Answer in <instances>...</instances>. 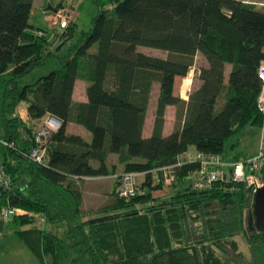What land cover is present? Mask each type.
<instances>
[{
	"label": "trees",
	"instance_id": "trees-1",
	"mask_svg": "<svg viewBox=\"0 0 264 264\" xmlns=\"http://www.w3.org/2000/svg\"><path fill=\"white\" fill-rule=\"evenodd\" d=\"M33 1L0 0L1 140L6 143H0V168L7 178V185L0 184V210L11 206L31 214L11 217L15 224L31 222L34 214L52 220L38 188L43 180L67 190L83 218L90 214L73 227L78 237L69 230L71 243L44 229L17 230L36 259L43 264H264V231L254 223L251 188L232 179L197 188L192 176L199 163L184 156L190 146L224 154L226 141L236 136L229 145L234 147L248 126L261 127L264 140L258 105L264 8L242 0H109L81 39L56 55L59 69L20 85L21 77L52 55L45 33L29 22ZM65 6L49 0L45 8ZM63 29L70 40L72 22ZM139 46L163 50L167 57L146 54ZM197 53L205 65L195 69L199 84L185 100L175 93V79L187 75ZM78 79L86 84V101L72 99ZM154 89L152 132L144 137ZM20 104L29 123L15 113ZM168 105L175 107L174 128L163 135ZM47 116L61 126L49 136L44 160L35 162L29 155L35 122ZM68 123L83 127L90 139L68 132ZM129 172L138 173L136 192L122 197L119 179ZM257 175L264 178V165ZM103 176L114 180L108 201L84 210L85 179ZM163 187L165 195H153Z\"/></svg>",
	"mask_w": 264,
	"mask_h": 264
},
{
	"label": "rangeland",
	"instance_id": "rangeland-1",
	"mask_svg": "<svg viewBox=\"0 0 264 264\" xmlns=\"http://www.w3.org/2000/svg\"><path fill=\"white\" fill-rule=\"evenodd\" d=\"M57 6L60 0H50ZM66 4L64 8L67 9L65 12V18L67 25L72 22L73 24V36L69 40H65L62 33L65 27L59 26V21L53 17L52 9H44L48 4L49 0H34L30 12L29 22L35 28L45 33L49 40L48 51L55 54V56L47 55L42 60L41 64L36 65L29 73L19 79V84H32L43 75L48 74L50 71L57 70L60 68L59 59L56 55H64L69 46L77 43L82 33L87 31L91 26V20L95 17L102 6H108L109 0H62ZM53 8V7H52ZM138 49L146 54L154 55L158 57H167V52L155 48L139 46ZM205 65V60L200 53H197L194 58V64L185 76L189 81L186 90L182 89L183 79L185 77H176L174 90L175 93L180 95L183 99L188 98V93L193 90L199 81L194 77V71L198 67ZM228 70V69H227ZM228 72V71H227ZM185 78V79H186ZM78 83L75 87L74 98H81L85 93V85L83 81ZM156 89L153 91L152 103L149 105L148 111H152L155 106ZM172 123L174 119H171ZM150 124V120H148ZM40 124H36L39 128ZM82 130V134L85 135L86 139H90V135L82 127L78 126ZM4 117H3V98L2 90L0 85V139L4 135ZM262 128L259 126H248L240 134L238 143L230 148L229 145L236 141V136L230 137L226 141L224 156L225 158L232 157L237 154L240 156H252L256 154L258 146L261 142ZM88 134V135H86ZM264 141V140H263ZM3 146L0 144V154L2 153ZM189 154H194L196 151L193 146L188 148ZM2 157V156H1ZM138 178V177H136ZM113 179V178H112ZM111 177H101L98 179H85L84 199L82 208L87 211L95 210L96 208L103 205L108 201L107 192L111 189L112 185ZM154 184L157 183V175L154 174ZM85 187V188H84ZM38 188L42 198L47 203L48 213L52 217V220H48L43 214H34L33 220L28 223L15 224L8 220H2L4 227L3 233L0 234V264H43L41 263L33 253L25 246L20 240L16 231L25 229H44L57 236L63 242L71 243L72 236L78 237V228H74L78 223L90 217V214H86V217L78 213L75 210V204L71 197V194L59 185H50L43 180L38 181ZM167 188L153 190V195L163 196L167 192ZM93 214V213H92ZM74 230L73 235H68L69 230ZM237 245L239 249L244 253L245 256H250L244 241L241 238H237ZM247 254V255H246Z\"/></svg>",
	"mask_w": 264,
	"mask_h": 264
},
{
	"label": "built area",
	"instance_id": "built-area-1",
	"mask_svg": "<svg viewBox=\"0 0 264 264\" xmlns=\"http://www.w3.org/2000/svg\"><path fill=\"white\" fill-rule=\"evenodd\" d=\"M67 9L58 8L53 12V17L59 21L60 27H65L67 21L65 18ZM258 76L263 81V87L258 95V105L264 115V62L259 65ZM61 121L51 116L43 119L39 128L34 131V146L30 149L29 155L35 162L44 160L46 145L49 136L59 129ZM1 144H6L0 139ZM184 156L189 161H197L199 168L193 173V184L197 188H210L215 181L232 179L236 182H245L252 190L255 191L264 186V178L257 175L258 171L264 165V144L261 137L260 145L256 154L249 156L243 160L230 161L220 153H205L195 151L189 154L188 151ZM138 173L129 172L123 174L118 183L117 192L122 197H130L136 192L135 178ZM0 184L7 185V178L3 175L0 168ZM31 215L18 207L6 206L0 210L2 220H8L13 216Z\"/></svg>",
	"mask_w": 264,
	"mask_h": 264
},
{
	"label": "crops",
	"instance_id": "crops-1",
	"mask_svg": "<svg viewBox=\"0 0 264 264\" xmlns=\"http://www.w3.org/2000/svg\"><path fill=\"white\" fill-rule=\"evenodd\" d=\"M242 1L247 2V3L255 4L259 8H264V0H242ZM44 9H45V7H44ZM80 81H82V80H79L78 79V80L75 81L74 90H73V94H72V99L75 100V101H86V95H85V93L83 94V96L81 98H77V99L74 98V96H75V87L77 86L78 83H82ZM84 85L86 87L85 82H84ZM152 99H153V96H152V98L150 100V103H152ZM148 109H149V106H148ZM148 109H147L146 118H145V122H144V126H143V132H142V134H143L144 137H147V136H149L151 134V132H152V126H153V117H154L153 116V111H154V108L150 112L148 111ZM15 113L24 122L29 123L27 111H26V108H25V105L24 104L18 105V107L16 108ZM171 119H174L173 120V123L171 122L172 121ZM148 120H150V124H149ZM174 121H175V107L173 105H168L166 107V110H165V121H164V125H163V130H162L163 135H167V134H169L173 130V128H174ZM35 123L36 124H40V125L42 124V122H40V121H37ZM78 126H80V125H77V124H74V123H68L66 125V130L68 132H72V133H76V134H81V135H83L85 137V135L82 134L83 132H82L81 128H79ZM82 129H84V128L82 127ZM87 133L90 135L89 132H87ZM88 134H86V135H88ZM103 177H108L109 178L111 176H103ZM98 178H101V177H94V178H89V179H98ZM112 178L113 177H111V179ZM113 181L114 180L112 179V184H113ZM84 185H85V181H84L83 186ZM82 193H83V199H84L85 189H83V188H82ZM3 227H4V224H3V221L1 220V217H0V234L3 233Z\"/></svg>",
	"mask_w": 264,
	"mask_h": 264
},
{
	"label": "water",
	"instance_id": "water-1",
	"mask_svg": "<svg viewBox=\"0 0 264 264\" xmlns=\"http://www.w3.org/2000/svg\"><path fill=\"white\" fill-rule=\"evenodd\" d=\"M51 117L58 119L54 116ZM252 208L255 226L257 229L264 231V186L258 188L253 194Z\"/></svg>",
	"mask_w": 264,
	"mask_h": 264
},
{
	"label": "bare ground",
	"instance_id": "bare-ground-1",
	"mask_svg": "<svg viewBox=\"0 0 264 264\" xmlns=\"http://www.w3.org/2000/svg\"><path fill=\"white\" fill-rule=\"evenodd\" d=\"M186 78V77H185ZM183 79V83H182V89L183 90H186L187 89V87H188V84H189V81L190 80H188L187 78L186 79Z\"/></svg>",
	"mask_w": 264,
	"mask_h": 264
}]
</instances>
